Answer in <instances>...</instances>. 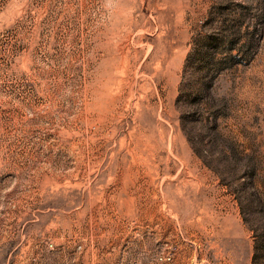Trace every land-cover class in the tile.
I'll use <instances>...</instances> for the list:
<instances>
[{"label":"rangeland","instance_id":"obj_1","mask_svg":"<svg viewBox=\"0 0 264 264\" xmlns=\"http://www.w3.org/2000/svg\"><path fill=\"white\" fill-rule=\"evenodd\" d=\"M0 264H264V0H0Z\"/></svg>","mask_w":264,"mask_h":264}]
</instances>
